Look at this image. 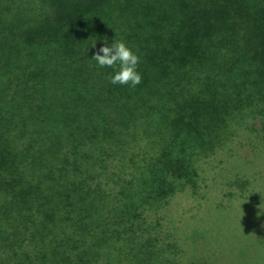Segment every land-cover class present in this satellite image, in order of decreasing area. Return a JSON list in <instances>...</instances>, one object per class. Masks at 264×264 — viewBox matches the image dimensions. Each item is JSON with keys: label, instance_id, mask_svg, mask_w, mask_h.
<instances>
[{"label": "trees", "instance_id": "1", "mask_svg": "<svg viewBox=\"0 0 264 264\" xmlns=\"http://www.w3.org/2000/svg\"><path fill=\"white\" fill-rule=\"evenodd\" d=\"M239 131L264 148V0H0V264H216L168 207Z\"/></svg>", "mask_w": 264, "mask_h": 264}, {"label": "rangeland", "instance_id": "2", "mask_svg": "<svg viewBox=\"0 0 264 264\" xmlns=\"http://www.w3.org/2000/svg\"><path fill=\"white\" fill-rule=\"evenodd\" d=\"M203 177L201 195L179 194L168 207L186 257L264 264V148L239 131Z\"/></svg>", "mask_w": 264, "mask_h": 264}, {"label": "clouds", "instance_id": "3", "mask_svg": "<svg viewBox=\"0 0 264 264\" xmlns=\"http://www.w3.org/2000/svg\"><path fill=\"white\" fill-rule=\"evenodd\" d=\"M104 43L107 44L106 37ZM93 47H95V41ZM91 60H94L100 68L115 69L114 74L108 76L109 82L113 85H128L135 88L141 83L142 77L137 71L140 58L122 40H115L111 46L100 47Z\"/></svg>", "mask_w": 264, "mask_h": 264}]
</instances>
